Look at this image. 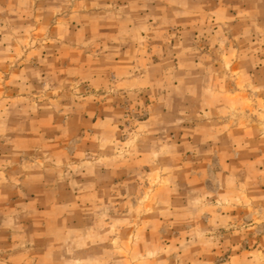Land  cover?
Here are the masks:
<instances>
[{"label":"rangeland","instance_id":"1","mask_svg":"<svg viewBox=\"0 0 264 264\" xmlns=\"http://www.w3.org/2000/svg\"><path fill=\"white\" fill-rule=\"evenodd\" d=\"M0 264H264V0H0Z\"/></svg>","mask_w":264,"mask_h":264}]
</instances>
